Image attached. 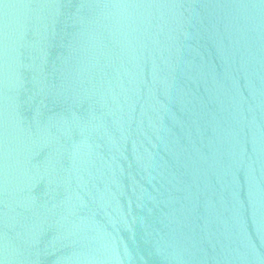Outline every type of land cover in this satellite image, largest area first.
<instances>
[{"label": "water", "instance_id": "water-1", "mask_svg": "<svg viewBox=\"0 0 264 264\" xmlns=\"http://www.w3.org/2000/svg\"><path fill=\"white\" fill-rule=\"evenodd\" d=\"M0 264H264V0H0Z\"/></svg>", "mask_w": 264, "mask_h": 264}]
</instances>
